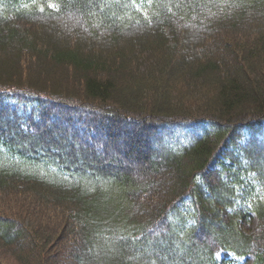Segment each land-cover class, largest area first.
Segmentation results:
<instances>
[{
	"label": "trees",
	"instance_id": "obj_1",
	"mask_svg": "<svg viewBox=\"0 0 264 264\" xmlns=\"http://www.w3.org/2000/svg\"><path fill=\"white\" fill-rule=\"evenodd\" d=\"M0 117V264H264V0H0Z\"/></svg>",
	"mask_w": 264,
	"mask_h": 264
},
{
	"label": "rangeland",
	"instance_id": "obj_2",
	"mask_svg": "<svg viewBox=\"0 0 264 264\" xmlns=\"http://www.w3.org/2000/svg\"><path fill=\"white\" fill-rule=\"evenodd\" d=\"M141 3H143L146 0H140ZM73 21H75V18L72 19ZM1 119V117H0ZM116 123V122H115ZM133 128L124 125L122 122H117V125L115 126H111V129L113 131V133H115V138L113 142L108 143L109 146V152L113 153L114 151H117L118 154H121L122 151L125 152H132V157H130L129 159H125L122 160V164L125 167H128L129 170H131L132 172H138L140 170H146L147 168V164L144 163L143 160H141V158L143 157V155H153V157H155L158 161H162V159L164 158V154L160 153V151L156 150V149H151L149 148V144L145 145L144 141L146 140L147 143H149V140L147 139L148 137H151L152 135V131L151 129H140L137 128L135 129L134 126H132ZM57 133L59 135L62 136L61 133H59L61 130H59L58 128H55ZM65 134V133H64ZM118 135V136H117ZM117 136V137H116ZM128 139V140H127ZM119 150V151H118ZM133 150V151H132ZM135 152V154H134ZM140 154V156H139ZM138 156V157H136ZM164 162H162L161 164H163ZM103 165V164H101ZM211 169L215 168V162H213L210 166ZM11 197H13L15 200H18V196L16 194H14L13 192L10 193ZM26 197L22 200L25 202ZM33 202L31 201V203L29 205H25V209L28 210V212L30 213L31 211H33ZM20 207H22V205H20ZM44 221V222H43ZM41 222H43L44 225L48 226V222L47 220H41ZM50 227V225H49ZM252 228V226L248 227V229ZM1 256L3 257L4 263L5 264H13L11 262H9V260H7L6 254L4 253V251H1ZM219 257H221V255H219ZM73 264V263H71Z\"/></svg>",
	"mask_w": 264,
	"mask_h": 264
}]
</instances>
